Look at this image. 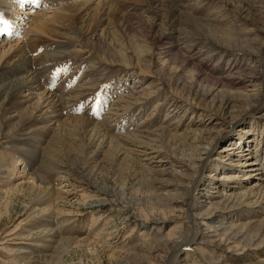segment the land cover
<instances>
[{
  "label": "bare ground",
  "instance_id": "bare-ground-1",
  "mask_svg": "<svg viewBox=\"0 0 264 264\" xmlns=\"http://www.w3.org/2000/svg\"><path fill=\"white\" fill-rule=\"evenodd\" d=\"M182 1L38 0V2H32V0H0V17L8 21L9 25L7 32L0 31V39L4 35H7L6 39H8V33L10 32L9 35L15 34L14 37L12 36L14 38L13 40H4V43H0V136L4 134L11 137L14 134V136L19 137L23 143H33L32 145L34 148L32 150H29L30 147H28L29 149H25L27 147L24 149L20 148V145V147L17 146L20 141L16 140L12 141L9 145L10 150L16 149L20 153L19 160H21V163L23 162V168H26L28 165L25 157L32 160L34 159L36 166L41 162L37 171L33 169L34 172L26 174L27 178L29 177L31 179V184H18L15 181L17 180V172L14 161L10 160L15 166L12 164L9 165V159L7 160L5 155H0V190L7 189L9 194L16 193L19 195L20 193H28L34 195L37 201H42V205L46 207L45 209H41L37 207L38 205L36 207L34 206L32 210L38 213H48L50 210L52 211V208L55 209L56 205L59 207H66L67 205L63 203L66 201L65 192L58 190L59 188L50 186V183L44 182L47 174L55 171L57 172V170L60 169V163L63 162L60 160L63 158L61 157L62 154L60 149L68 151V155H66L69 158L73 157L76 161L78 160V162H80L79 165H83L82 168H79L75 167L74 164V169L71 168L68 170L73 171L71 174L77 173L79 178H82L89 184V187L92 185L97 186V184L92 181V176L96 174L95 172L102 170V168L107 165L104 157L107 156L105 154L110 151H116L118 155H115L118 156V160L123 156H127L128 158L126 157V159L130 165L138 166L141 171H145L154 181L164 179V177L169 174L175 175L181 181H184L182 183H185V180L189 178V181L186 182L188 198L185 199L186 202L184 207H187L186 212L188 219L190 223L193 224V233L185 239L182 238L183 240L175 241L172 238L168 240H159L160 242L164 241L166 246L176 244L175 249L168 254H171V258L167 256V264H177L179 256H185V248L189 249L190 246L197 244V242L202 239L199 235L200 229L195 202L198 198L202 197L201 193L208 196L209 189L219 188V183L224 186L225 190L227 189V193L218 194L220 201L217 204L211 202L208 209L209 212L206 215H211L213 220L217 219L215 216H218V218L222 216L233 218L228 221V226L222 229L223 237L221 243H228V245L234 244L235 252H237L236 249L240 247L241 250L246 248L260 250L262 247L264 248V216H262V211H264V170L257 164L256 159H252L248 163V161L243 158L246 156L245 151H250L247 155L252 154V157H254L253 152L255 149L256 151L262 152L259 147L260 142L258 143L256 141L257 138L255 136H258L260 130L254 127L257 121L256 116L259 115L258 112L264 105V43L259 42L257 37H251L250 32L256 30H253V28L248 29L247 27H249L248 24H251L250 26L252 27L262 28L264 30V0L240 1L239 8L237 9L238 13H236L243 21L248 23L243 22L245 30L239 28L240 30L236 29V31L230 28H217V26L213 25L214 23L212 24L208 21H211L209 17L208 20H206L192 16L190 12H187L189 10L188 8H190L188 6H186L188 10L185 11L184 9L186 8H184L181 11L178 8V3H180L181 6L186 5L185 2L183 3ZM206 1L208 0H195V3L201 6ZM127 2L134 3L140 6V8L146 7L145 13L136 15L128 14V16L125 14L126 5L122 4ZM209 5L210 4H208V6ZM27 6L29 8H25ZM37 7H41V9L36 10ZM145 14L151 15L150 17L152 19L149 34L146 35L145 40H143V45H139L133 50H125L121 47V49H118L110 43L111 37H109V35L111 33L110 30L112 31V27L117 30L127 27L130 28V19L134 17L138 21H145ZM237 14L235 16H237ZM23 16L24 18H22ZM207 16L204 18H207ZM23 20L24 24H20ZM21 25L25 26V33L22 35V41L20 40L21 36L16 34L19 32V26ZM3 27L4 25L0 24V29H3ZM153 34L155 36H161V38L164 36L165 39L170 41H164L162 46L159 47L157 45L158 47H156L155 41L152 39L154 36ZM197 38L205 40V45H211V48L213 46L217 50L225 47L239 53L246 52L251 55L260 54V64L252 67H245L242 70L243 72L239 70L242 73L238 75V78L231 75L228 78L225 77L227 78L225 80H209L206 77V73L192 66L187 59L180 56V54H186V50L194 46L192 42H194V40L196 41ZM60 42L71 43V48L69 47L65 54H60L59 52V55L56 53L59 56L65 55L64 58H57L59 56L55 55V53L54 55L40 53L47 49L50 50L49 48L53 45L58 43L59 45L62 44ZM185 42L187 45L185 46L184 44V47L182 44ZM182 51L186 53L183 54ZM201 52L203 51L198 50L196 53L198 54ZM45 57L51 62L52 66L48 68L45 67V70L41 71L37 68V64L43 59L45 61ZM233 57L236 60L240 59L245 61V58H237L234 54ZM180 59H182V61ZM178 60H180L181 64H178ZM84 62L87 65L85 64L86 66L83 67L81 65H84ZM109 64H125L141 71V74H136V78L132 75L127 76V73L121 75L120 78L117 76L118 80L115 81V89L122 90L126 88V95H122L123 97L118 95V102H116L115 106L118 108L129 107L131 104H135L138 100L140 101L149 95L155 96L152 100L155 101V105H158L157 103L161 101L160 97H162L164 93L167 105L164 110L166 112L165 119L162 122L154 123L156 120L155 118V120H150L151 115L148 114L147 111L145 112L144 110H146V108L144 109L142 106L143 109H140L139 112L140 116L138 115V117H136L134 115L130 117L131 120L127 122L129 123L127 127L122 128L126 129L125 133L122 132L124 134L118 137L111 135L110 137L107 136L108 134L104 131L107 128L105 127L106 129L104 128V130L102 128L104 125L106 126L103 119L101 122L103 126H101L100 122L97 123V121H94L96 122L94 123L93 120L89 121L78 115L80 113L79 111H81L79 109V107L81 108L80 103L87 99L88 93L85 96V89L87 87H99V85L103 84L102 79L104 75H106ZM239 65H244V62H233V66L240 69V67H238ZM151 74H153V76H151ZM65 75L67 76L65 77ZM149 76H151V79L148 78ZM239 76L241 78H239ZM130 77L133 81L138 79V85L128 86L127 84L130 81ZM60 85L64 88L60 89L61 91H57V87H61ZM235 85H241V87L235 88ZM167 87L170 89L169 93L171 96L165 93ZM104 88L102 90H104L105 94L106 91ZM247 90L252 92V95L246 94L243 96V91ZM86 101L89 100L87 99ZM98 103L96 106L93 102L91 104H94L93 106L96 108ZM87 105L90 104L87 103ZM102 107L103 105L100 108ZM135 107L137 106H134V108ZM95 108L92 109L94 110ZM97 109L98 108H96V110ZM98 110L101 111L100 109ZM179 112L181 115L182 113L186 115L190 113L189 115H192L191 117H199L202 118V120L208 118L209 121L213 122H211L210 126L203 125L201 121L191 124L187 123L190 125L187 126L180 120L181 115ZM101 113L97 114L99 115ZM143 115H148L147 119H142L144 118ZM156 115H158V113ZM169 117L170 119L168 120ZM254 119L256 120L254 121ZM227 120L230 122L229 124H232L234 127L237 124L244 123L239 129L238 140H242V143L239 144L244 146V149L245 147H249V149L246 148L242 151L241 147L237 148V144L230 145V147L223 149V152L227 153H232L236 150H239L238 153L244 152V154L240 156L243 158L241 160L242 164H237V166L240 165V167L246 168L244 171L248 174L246 179L249 181L244 192H236L237 189H234L240 188L239 190H242L240 185L236 187L231 186L232 183L237 184L239 174L243 171H230L231 174L226 176L227 179L225 181L211 177L207 178V175H205L206 171L208 172L211 168L215 167L214 170L216 171V168L219 166L218 164L222 167V164L217 161L223 160V156L219 155L218 158H215V155L212 157V154L213 147L217 144L219 135ZM136 121H140V123L133 126ZM247 121L250 122L246 124ZM144 123H146V125ZM158 123L160 124L159 126L156 125ZM152 124L156 125L157 128L153 129ZM253 124H255V126ZM249 125H251L250 129ZM110 126L113 125L111 124ZM110 126L108 128L109 132L112 131ZM112 129L115 131V128ZM118 129L117 131L121 130V128ZM262 129H264V127ZM247 135H251V137L254 136V140L248 141V143H253L250 146L244 144ZM251 137L248 138L251 139ZM179 146L182 151H178ZM238 153H236V157L239 158ZM179 154L181 156H178ZM139 156L148 157L149 162L146 164H141V162L137 163V159L135 160V158ZM158 157H161L163 161L167 160L166 162H168L169 167L153 162V159ZM177 166L180 167L179 170L176 168ZM224 167L225 166H223L222 169H224ZM75 169H78V171ZM171 170H174L176 173L171 172ZM184 170H187L189 173H184ZM21 173H24V171ZM256 177L258 178L255 179ZM245 182L246 181H244V183ZM106 186L105 188H100L98 186V193L100 194L95 191L98 194L97 197H86V200H89L87 203L85 201L86 205L100 206L101 204L109 202L110 197H122L121 200L125 199V195L127 194L126 188L121 187L120 189H112ZM160 186L152 187L146 199L143 200L146 201V203L141 204L150 205L152 209L156 208L157 211H160V214L164 216L163 220H165L168 215L167 211H174L169 210L167 207L175 209V204L178 201L174 196L171 199L169 198L170 200L160 196L159 191H162V187ZM152 199L156 200V204L151 202ZM207 199L208 201L212 200L211 197H207ZM248 200L251 201L249 202ZM161 201L165 202V206ZM31 203H33V200H31ZM143 205H140V214L146 212L142 209V207H144ZM254 206H258V209H255ZM219 209H222L223 212L217 213ZM241 218L243 220H241ZM143 219L145 221L152 220V218L149 217H143ZM155 220L156 219H153V221ZM46 225L47 223L44 225L45 227L43 226V230L47 231V235L43 237L44 244L50 251L54 250L55 254L60 249L68 253L73 248V245L78 247V245L84 243V240L76 241L70 237L66 238L67 235L63 239L56 240L57 232H55L54 229L48 230L46 228L48 226ZM202 225L208 227L207 222H203ZM61 227H63V225ZM40 229L42 228L40 227ZM62 229L60 228L61 233ZM57 230L59 231V229ZM45 233L46 232H44V234ZM227 249L232 248L229 246ZM23 258L24 257H21L20 259ZM38 258L41 259H37L36 262H42V264H48L53 260V256L50 257L48 255ZM28 261L27 264L31 263L33 260ZM58 261L62 262V260Z\"/></svg>",
  "mask_w": 264,
  "mask_h": 264
},
{
  "label": "rangeland",
  "instance_id": "rangeland-1",
  "mask_svg": "<svg viewBox=\"0 0 264 264\" xmlns=\"http://www.w3.org/2000/svg\"><path fill=\"white\" fill-rule=\"evenodd\" d=\"M223 1L222 0L221 1L220 0H210V1L208 0L204 2L201 6H199L197 5V3H195V0H189V1L183 0L182 2L183 3L185 2L186 5L181 6L180 3H178L179 6L178 5L176 6H178V8L181 11L184 8H186L184 9L185 11L189 9L190 11L188 10L187 12H190L192 16L196 18L208 20V17H209L211 21L210 20L208 21L212 24L214 23L213 25L217 26V28L219 29L230 28L236 31V29L240 30L239 28H241L242 30H245V26L243 22L244 23H248V22L243 21V19L240 18V16L237 14L238 13L237 9L239 8V3L241 0H223ZM122 4L126 5L125 14L127 15L128 14L136 15L140 13H145L146 7L140 8V6H137L134 3H128V2L125 4L124 3ZM208 4L210 5L208 6ZM41 7H37L36 10L41 9ZM25 8H29V7L27 6ZM236 14L237 16H235ZM144 16H145L144 19H146L145 21H142V20L138 21L134 17L130 19L129 25L131 29L127 27L121 30L120 29L117 30L116 28L112 27L111 28L112 31L110 30L111 33L109 35V37H111L110 43L118 49L124 48L125 50H133L139 45H143L142 43L143 40H145L146 35L149 34L150 24H151V19H152L150 17L151 15L149 14H145ZM206 16L207 18H204ZM22 18H24V16ZM20 24H24V20L21 21ZM248 25H249V27H247L248 29L253 28V30H256V31L250 32V36L257 37L259 42L264 43V30L262 28L260 29V28L252 27L250 26L251 24H248ZM19 28L20 30L16 34H18V36H21L20 40L22 41L23 40L22 35L25 33V26L21 25L19 26ZM10 33H8V39H6L7 35H4L0 39L1 44L4 43L3 42L4 40L14 39L13 37L15 34L13 33L9 35ZM163 37L164 36H162L161 38V36L159 37L158 35L157 36L154 35L152 37L153 41H155L156 47L162 46L164 41H170L168 39H165V37L164 38ZM201 40L198 38L196 39V41L194 40V42H192V45L194 44V46L192 48H189L188 50L185 49L187 53L185 51H182L183 54L186 53L187 55L180 54V56L187 59V61H189V63L192 64V66H195L200 71H203L204 73H206L207 75L206 77L209 80L211 79L225 80L231 75H233V77L235 78H238V75L243 72L242 70L245 67H248V66L252 67L254 65L260 64L259 63V61H261L260 54L251 55L250 53H246V52L239 53L237 51H233L232 49H228L225 47L223 49L217 50L213 46L211 48V45L210 46L205 45L206 41L205 40L201 41ZM60 43L62 44L59 45L58 43L56 45H53L51 48H49L50 50L47 49V50H44L43 52L41 51L40 53L42 54L46 53V55L47 54L54 55L55 53V55L59 56L61 53L65 54L66 50L68 51L69 47L71 48V43L69 42L67 43L60 42ZM184 44L185 46L187 45L186 42L183 43L182 45L184 46ZM198 50L199 51L202 50L203 52L197 54L196 52ZM25 52L29 53L28 51H25ZM56 53H58L59 55ZM233 54L237 58L239 57L241 59L245 58V61L244 60L242 61L240 59L236 60L233 57ZM64 56L65 55L59 56L57 58H64ZM180 60L182 61V59ZM180 60H178L179 61L178 64L179 63L181 64ZM235 60L239 63L244 62V65H239L238 67H240V69L237 68L236 66H233V62H236ZM41 62L39 61L37 64V68L41 71L45 70V67L48 68L52 66L51 62H49L48 59H46V57H45V61L43 59L41 60ZM85 64L86 63L84 62V65L82 64L81 66L84 67L87 65ZM239 70H241L242 72ZM140 72L141 71L139 69L134 68V67H129L125 64H109L106 75H104L102 79L103 84L99 85V87L98 86L94 88L87 87L85 89L84 94L86 93L85 94L86 96L88 93L87 99L89 101H86L87 100L86 99L81 102L82 105L80 103L81 108L79 107V109L81 111H79L80 113L78 115L88 119L89 121L93 120V122L94 121H97V123L100 122L101 126H103V123H101L103 119V122L106 123V126L104 125L102 128L103 130L105 127L107 128V129L105 128L106 130L104 131H106L105 133H107L108 134L107 136H110V137L111 135L118 137L119 135L124 134L126 129H122V128L127 127V125L129 124L127 122L128 121L130 122L131 120L130 117L134 115L138 117L140 109H143L142 106L144 107V109L146 108V110L144 111L145 112L147 111V113L151 115L150 120L151 119L153 120L155 118L157 121L154 119L155 120L154 123L162 122L165 119L166 112L164 110L166 109V105H167L166 100H165L166 98L164 97L165 96L164 93H163V96L161 95L162 96L160 97L161 101L157 103L158 105H155L156 104L155 101L152 100V98H154L155 96L149 95L147 97H144V99H141L140 101L138 100L137 102H135V104H131V106L129 107L126 106L125 108L128 111L125 108H122V107L118 108L115 106L116 102H118L117 98L119 96L121 97L122 95L123 96L126 95V88L122 90L115 89V83H116L115 81L118 80L117 76L118 78H120L121 75H124L127 73L126 74L127 76L132 75L134 78H136V76L139 75ZM66 76L67 75H65V77ZM151 76H153V74H151ZM151 76H149L148 78L151 79L150 78ZM221 78H224V79H221ZM239 78L241 77L239 76ZM137 81L138 79L133 81L132 78L130 77V81L127 85L128 86H134L136 84L138 85ZM110 86L111 87L114 86L113 88L115 90L111 88ZM107 87H110V88H107ZM234 87L240 88L241 85H235ZM57 88H58L57 91H61L60 89H63L64 87L58 86ZM103 88L106 91L105 94H104V90H102ZM249 88H252V87H249ZM165 90H164L165 93L171 96V94L169 93L170 89L167 87ZM251 93L252 92H250L249 90L243 91V96H245L246 94L252 95ZM91 98H94V99H91ZM92 102L95 103V106L99 102L96 108L100 109L101 111H99L98 109L96 110L95 106H93L94 104H91ZM87 103L90 104L91 106L87 105ZM102 105L103 107L100 108ZM134 106H137V107L134 108ZM130 107H133V108H130ZM92 108H95V109L93 110ZM92 111L94 112V114ZM91 113L93 116L91 115ZM97 113H101V114L98 115ZM157 113L159 116L156 115ZM189 114L190 113L186 115L182 113L181 115L180 113L181 115L180 120L183 122L184 125L190 126L187 123L191 124L197 121L199 122L201 121L203 125L210 126L211 122H213V121H209L208 118L202 120V118H199V117H195V118L194 116L191 117L192 115H189ZM258 114L259 115L256 116L257 118L256 126L255 124L253 125L255 126L254 127L255 129L260 130L258 136L257 135L255 136L257 138L256 141L258 143L260 142L259 147L261 148L260 150H262V152L256 151L255 149V151L253 152L254 157H252L253 156L252 154L247 155L250 153V151H245L246 156H244L243 158L246 161H248V163L250 162V160L256 159L257 164H259L260 167L264 170V129H262L264 127V105L262 106V109L258 112ZM111 116L114 118H112ZM143 116L144 118L142 119L144 120L147 119L148 117V115H143ZM169 119L170 117L168 118V120ZM255 120L256 119H254V121ZM118 121H121V122H118ZM219 121H222V120H219ZM249 122L250 121H247L246 124H248ZM138 123H140V121H136V123H134L133 126L137 125ZM159 123L156 125L159 126L160 125ZM229 123L230 122H228L227 120L226 123L224 124V127L222 128L223 133L221 132V134L219 135L217 144L213 147L212 157H214V155H215V158H218L219 155L223 156V160H221L222 162L220 160L218 161L216 160L217 162L222 164V167L220 164H218L219 166L216 168L217 169L216 171L214 170L215 167L211 168L208 172L206 171L205 175H207V178L211 177L214 179L225 181L227 179L226 176L228 174H231L230 171H234V172L243 171L239 174L237 184H233V183L232 184L230 183V184L232 187H236L237 185H240V187H242V190H239L240 188H234V189H237L236 192H242V191L244 192L245 187L247 186V183L249 181L246 179L248 174L246 171H244V169L246 168H242L240 167V165L237 166V164L239 163L242 164L241 160L243 158L240 156L243 155L244 152L238 153L239 150H236L235 152H232V153L223 152L224 148L226 147L228 148L230 147V145H236V144H237V148L238 147L242 148L241 149L242 151H244L246 148L249 149V147H245L244 149L243 148L244 146L239 144V143H242V140H238L239 129L242 127L244 123L237 124L235 127ZM111 124L113 126H110ZM144 124L146 125V123ZM156 125H153L152 128L153 129L157 128ZM0 126H1V123H0ZM109 126L111 127L110 129L112 131L109 129L111 132L108 131ZM119 126L122 131L119 130L120 129ZM112 128H115V131ZM250 128H251V125H249V129ZM117 129L119 131H117ZM248 137H251V135L246 136L244 144H247V146H250L253 143L252 142L248 143V141L254 140V136H252L251 139ZM15 140L20 141L21 144L19 143L17 146L20 145L21 147L20 146L19 147L22 149H24L25 147H27L25 149H29L28 147H30L29 150H32L34 148L32 145L33 143H25V142L23 143V141H21L19 137L14 136V134L11 137L2 134L0 136V155H3V156L5 155L6 159L7 160L9 159L8 160L10 163L9 165L11 164L13 166L16 165L17 180L15 181L18 184H27V183L31 184L32 181L29 177L27 178L26 174H28L29 172L31 173V172L37 171L39 166L41 165V162H39L38 165L36 166L34 159L32 160V159L25 157L27 159L29 166L27 165L26 168H23L24 165H23V162L21 163L20 162L21 160H19L20 153L18 152V150L9 149V145L12 143V141H15ZM60 150L62 154L61 157H63L60 159L63 161L60 163L61 164L59 166L60 169L58 170L56 169L57 172L55 171V172H51L47 174L45 176L46 179H44V182L50 183L49 184L50 186L54 188H59L58 190L65 192V199L67 203L66 201L63 203L67 205L66 207H59L56 205V207L53 206L55 207V209L52 208V211L50 210L48 213L47 212L38 213L32 210L34 206L36 207L38 205L37 207L41 209L42 208L45 209L46 207L45 205H42L41 203L42 201L40 202L37 201V198L34 195L28 194V193L27 194L20 193L19 195L16 193L9 194L7 192V189L0 190V264H27L29 262L28 260H33L29 264H42V262L37 263L36 261L37 259H41L38 257H42L44 255H48L50 257L53 256V260H51L48 264H167L168 257L171 258L170 257L171 254L170 255L168 254L173 249H175L176 244L166 246L164 241L160 242L159 240L160 239L168 240L172 238L175 241H178V240H181L182 238L185 239L187 236L192 235L193 224L190 223V220L188 219L187 212H186L187 207H184L185 202H186L185 199L188 198V191H186V188H187L186 182L189 181V178L185 180V183H182L184 181H181L175 175L169 174V175H166L164 179L154 181L145 173V171L144 172L141 171L138 166L130 165L128 160L126 159L127 156L126 157L123 156L121 159L118 160L117 159L118 154L116 153V151H113V152L110 151V152H107L105 154L107 156L104 157L105 163L107 164L105 166L106 168L105 167L102 168V170L95 172L96 174L92 176V179H93L92 181L95 182L97 186L92 185L89 187V184H87V182L83 180L82 178H79V175H77V173L71 174V172L73 171H69L71 168L74 167V164H75V167H79V168L80 167L82 168L83 165L82 166L79 165L80 162H78V160L76 161L73 157L69 158L67 156L68 151H66L65 149L64 150L60 149ZM178 151H182L180 146H179ZM62 152L64 153V155ZM236 153H238L239 158L236 157L237 156ZM178 156H181V155L179 154ZM161 157L153 159V162H156V164H159V165H164L165 167L167 166L169 167L168 162H166L167 160L163 161ZM148 159H149L148 157L145 158L141 156H139L138 158L137 157L135 158L136 162L137 163L141 162V164H146L147 162H149ZM10 160H13L15 165L13 164V162H10ZM223 166H225L224 169H222ZM176 168L178 170L180 169L179 166H177ZM75 170L78 171V169H75ZM23 171L24 173H21ZM184 171H185L184 173H189L187 170H184ZM171 172L176 173L174 170H171ZM257 178L258 177H256L255 179ZM244 181L246 182L244 183ZM218 185H219V188L217 189H209L208 194H207L208 196H206L204 193H201L202 197L198 198L197 201L195 202L196 204L195 206L197 208L196 211L198 215L197 220L199 222V229H200L199 235L200 237H202V239L199 240L197 244L190 246L189 249L185 248V252H184L185 254L183 253L185 256H179L177 264H264V248L263 247L260 250L254 249V248H250V249L246 248L244 249L245 251L241 250L240 249L241 247H240V248H237L236 249L237 252H235L234 244L228 245V243H223V244L221 243V239L223 237L222 229L228 226V221L232 220L233 218H229L226 216H222L218 218V216H215L217 219L213 220L211 215L209 216L206 215L209 212L208 209H209V206L211 205V202H215L213 204H217L220 201V198H218V194L227 193V189L225 190L224 186L221 183H219ZM98 186L100 188L101 187L105 188L106 186L112 189L113 188L120 189L121 187H123V188H126L127 194L125 195L124 200H121L122 197H116V198L110 197L109 202H106L105 204H101L100 206L99 205H93V206L86 205L87 201H89V200H86V197L94 196L93 198H95L98 196V194H100L98 193L99 191ZM157 186L162 187V191L160 190L159 191L160 194L158 193L160 196L168 200H170L174 196L177 198V201H178L175 204L176 205V207H174L175 209H171L167 207L169 210L171 211L174 210V211L173 212L167 211L168 215L166 216L165 220H163L164 216L160 214V211H157L156 208L152 209L150 205H143L146 203V201H143V200H145L146 196H148L150 189L152 187H157ZM0 187H1V184H0ZM207 197L209 198L211 197L212 200L208 201ZM31 200H33V203H31ZM149 201H150V198H149ZM248 201L250 202L251 200H248ZM151 202H154L153 204H156L155 199H152ZM63 203H60V204H63ZM161 203L165 206L164 201H161ZM140 205L141 206L143 205L144 207H142V209L146 211L143 214H140V211H141L139 209L141 207ZM254 208L258 209V206H254ZM222 212H223L222 209L217 210V213H222ZM262 213H263L262 216H264V211H262ZM143 217H149V218H152V220L145 221ZM153 219H156V220L153 221ZM241 220L243 219L241 218ZM203 222H207L208 227L203 226L202 225ZM46 223H47L46 226H48L46 228L48 230L54 229V231L57 232L56 240L63 239L67 235L66 238L70 237V238L75 239L76 241L84 240V243H82V245H78V247H76V245H73V248L68 253L63 252V250L60 249L55 254L54 250L50 251V249H48L44 244L43 237L47 235V231L43 229ZM62 225L63 227H61ZM40 227L42 229H40ZM60 228L64 229V230L62 229V233L60 231ZM57 229H59V231ZM44 232L46 233L44 234ZM229 246L232 249H227V247L229 248ZM254 250H257V251H254ZM21 257H24L23 258L24 261L23 259H20ZM58 260H62V262H59Z\"/></svg>",
  "mask_w": 264,
  "mask_h": 264
},
{
  "label": "snow or ice",
  "instance_id": "snow-or-ice-1",
  "mask_svg": "<svg viewBox=\"0 0 264 264\" xmlns=\"http://www.w3.org/2000/svg\"><path fill=\"white\" fill-rule=\"evenodd\" d=\"M32 2H38V0H32ZM0 24L4 25L3 29H0V31L7 32L8 31V27H9L8 21L3 20V18L0 17Z\"/></svg>",
  "mask_w": 264,
  "mask_h": 264
}]
</instances>
